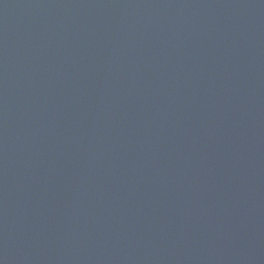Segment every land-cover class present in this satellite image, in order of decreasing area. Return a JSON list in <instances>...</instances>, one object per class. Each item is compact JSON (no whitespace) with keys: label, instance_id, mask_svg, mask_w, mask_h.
Masks as SVG:
<instances>
[{"label":"water","instance_id":"95a60500","mask_svg":"<svg viewBox=\"0 0 264 264\" xmlns=\"http://www.w3.org/2000/svg\"><path fill=\"white\" fill-rule=\"evenodd\" d=\"M0 264H264V0H0Z\"/></svg>","mask_w":264,"mask_h":264}]
</instances>
